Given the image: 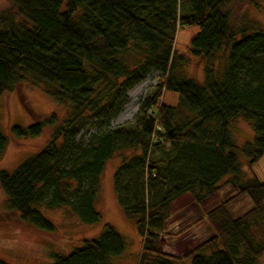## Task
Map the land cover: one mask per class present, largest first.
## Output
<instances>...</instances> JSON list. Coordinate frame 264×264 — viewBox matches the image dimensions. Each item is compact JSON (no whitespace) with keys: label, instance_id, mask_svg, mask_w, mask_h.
Listing matches in <instances>:
<instances>
[{"label":"trees","instance_id":"obj_1","mask_svg":"<svg viewBox=\"0 0 264 264\" xmlns=\"http://www.w3.org/2000/svg\"><path fill=\"white\" fill-rule=\"evenodd\" d=\"M11 1L0 11V98L30 82L69 114L45 147L13 171L0 172L9 209L47 234L55 226L46 213L57 209L96 225L102 175L118 159L113 190L143 239L138 264H259L264 183L242 182L241 160L252 167L264 156V29H235L226 10L235 0ZM186 26L198 32L183 54L176 35ZM190 58L204 64L202 81L184 72ZM152 71L160 72V83L141 101L135 121L113 127L127 93ZM166 91L179 95L177 106L162 102ZM90 119L94 131L81 145L77 136ZM239 119L253 131L243 146L234 137ZM56 122L52 115L13 125L11 135L37 138ZM8 145L0 129V159ZM225 185L236 194L217 203ZM187 193L215 233L178 257L163 250L161 238L172 203ZM245 194L253 208L232 217L229 204ZM126 247L124 236L106 224L96 238L55 255L52 264H114L111 258L123 256Z\"/></svg>","mask_w":264,"mask_h":264},{"label":"rangeland","instance_id":"obj_2","mask_svg":"<svg viewBox=\"0 0 264 264\" xmlns=\"http://www.w3.org/2000/svg\"><path fill=\"white\" fill-rule=\"evenodd\" d=\"M11 6V0H0V11ZM226 10L231 15V24L235 29L243 28L248 33H254L259 28L264 29V0L246 1L245 3L235 0L227 6ZM197 32L198 29L192 26L181 27L178 30L175 47L179 53H187L190 41ZM203 66L202 61L190 58V63L184 67V72L190 77L202 81L204 78ZM160 80V72L152 71L144 81L130 90L127 93L128 104L112 120L111 125L115 127L133 123L140 110L141 101L153 87L160 83ZM162 102L169 106H177L179 95L166 91ZM68 114L69 108L56 103L42 85L33 86L30 82H23L13 92L1 96L0 129L9 137V145L0 159V172L13 171L45 147L52 139L55 128L66 119ZM52 115H56L57 122L47 125L43 135L37 138L17 139L11 135L13 125L29 126L33 122L45 120ZM94 122L93 119L87 120L77 136V141L81 145H85L89 133L94 131ZM234 129L235 143L238 146L252 141L253 131L248 122L239 119L234 123ZM119 164L118 159L107 163L102 175L97 201V209L101 213L102 220L93 226L81 223L68 208L57 209L46 213L47 218L55 226L54 233L47 234L23 221L16 212L11 211L7 199L0 189V260L8 264H52L55 261V255L71 253L75 248L81 247L85 240L96 238L103 226L110 224L124 236L127 246L123 256L112 257L111 261L115 264H134L139 255V239L134 235L130 221H127L118 207L113 190V177ZM241 167L243 170L242 182L257 178L261 183H264V156L252 167H249L247 159L243 158ZM235 194L230 185H225L217 196V203L221 204L234 197ZM197 204L190 193L184 194L183 197H179L172 203L169 228L161 238L163 249L184 255L214 235L215 232L210 221L204 215V210ZM213 204L210 203V206ZM253 205L251 197L245 194L235 198L229 204L228 211L232 217L237 218L252 209ZM177 233L178 235L182 234L181 237H186L174 240L176 236H172ZM259 264H264V256Z\"/></svg>","mask_w":264,"mask_h":264},{"label":"crops","instance_id":"obj_3","mask_svg":"<svg viewBox=\"0 0 264 264\" xmlns=\"http://www.w3.org/2000/svg\"><path fill=\"white\" fill-rule=\"evenodd\" d=\"M184 195H182L181 197H183ZM172 206V205H171ZM197 206H198V204H197ZM170 221V220H169ZM168 221V222H169ZM131 225H132V227H133V231H134V235L139 239V243H140V249H138V251H139V255H138V258H137V260H136V262H134V264H138L139 263V258H140V253H141V250H142V243H143V239H142V237L141 236H139L138 235V233L136 232V230L134 229V226H133V223H130ZM169 226V223H167V225H166V230H168V227ZM175 231H178V230H175ZM173 233H176V232H173ZM182 235V234H181ZM181 235H178V233L175 235L174 234V236H172V237H175V239L174 240H180V239H182V238H184V237H186V236H184V237H181ZM170 238V237H169ZM167 243V242H166ZM166 253H168V254H170V255H174V256H178V257H180V256H182L183 254H180V255H178V253H172V252H170V251H167V250H165V249H163ZM121 261V260H120ZM120 261H118V262H120ZM117 263V262H116ZM115 264V263H114Z\"/></svg>","mask_w":264,"mask_h":264}]
</instances>
